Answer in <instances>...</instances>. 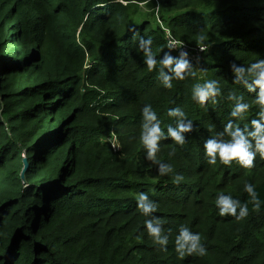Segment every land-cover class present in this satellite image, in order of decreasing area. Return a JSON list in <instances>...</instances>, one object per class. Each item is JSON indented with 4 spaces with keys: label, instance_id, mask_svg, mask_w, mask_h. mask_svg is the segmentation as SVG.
Wrapping results in <instances>:
<instances>
[{
    "label": "trees",
    "instance_id": "16d2710c",
    "mask_svg": "<svg viewBox=\"0 0 264 264\" xmlns=\"http://www.w3.org/2000/svg\"><path fill=\"white\" fill-rule=\"evenodd\" d=\"M144 3L0 0V264H264V207L257 213L249 205L239 220L215 208L218 192L245 200L246 181L264 200V159L257 155L251 169L210 165L203 149L229 119L243 128L255 118L256 94L233 83L229 65L264 58V0H151L168 34ZM169 34L184 42L170 54L185 48L195 73L170 89L137 47L139 36L151 37L162 58ZM208 79L222 94L200 105L191 91ZM230 92L250 105L244 120L229 116ZM145 104L165 131L175 125L169 108L193 121L183 146L160 142L157 158L172 165L170 174L145 159ZM140 191L172 230L166 249L143 228ZM181 225L200 233L205 256L177 255Z\"/></svg>",
    "mask_w": 264,
    "mask_h": 264
},
{
    "label": "clouds",
    "instance_id": "9594fccd",
    "mask_svg": "<svg viewBox=\"0 0 264 264\" xmlns=\"http://www.w3.org/2000/svg\"><path fill=\"white\" fill-rule=\"evenodd\" d=\"M150 2L151 0H145V3ZM99 6L103 7L104 5ZM135 33L133 31V34ZM203 40L204 38L201 37L200 44L197 46L201 51H206ZM152 43L151 37L139 36L137 47L143 54V62L148 71H156L157 78L164 88H172L174 79L184 80L188 75H195L192 72L193 65L187 59V51L181 50L177 56L170 54L173 49L182 48L183 41H177L169 34V43L158 49L160 52L164 48L169 51L159 59L153 54ZM229 68L233 74V83L243 85L248 92L256 94L255 101L258 110L255 112V118L250 119L248 125L243 128L234 126L233 120L229 119L222 131L204 141L203 149L207 163L210 165H215L219 161L220 164L230 167L235 161L241 168L251 169L255 166L254 161L257 155L264 159V58H259L246 66L233 62L230 63ZM221 94V88L215 79L197 83L191 91L192 99L200 105H204L210 97L214 98ZM226 99L233 102L229 116L244 120L250 109V105L244 102V97L230 92ZM140 115L139 141L145 151V159L156 165L159 175L172 173L174 171L172 165L157 158L160 142L170 139L176 145L183 146L186 143L185 134L194 130L193 121L187 118L186 113L180 107L169 108L167 115L175 119V125L169 124L165 131L161 128V121L151 104L143 105ZM110 144L113 149L120 148L119 140L115 135L112 136ZM173 154L174 152L170 153V155ZM173 179L174 182L179 183L183 177L176 174ZM243 192L247 196L245 200L218 192L215 197V208L218 215L221 217L232 216L238 220L243 219L249 215V205H251L252 211L259 213L264 207V200L260 198L254 185L246 181L243 184ZM135 203L140 214L146 218L143 221V228L147 236L155 244L166 249L172 230H166L164 222L154 215L157 211L156 202L150 198L148 193L140 191L135 196ZM174 250L180 258L193 254L203 257L207 254V248L202 243L200 233L193 232L189 227L183 225L176 230Z\"/></svg>",
    "mask_w": 264,
    "mask_h": 264
},
{
    "label": "rangeland",
    "instance_id": "374dc122",
    "mask_svg": "<svg viewBox=\"0 0 264 264\" xmlns=\"http://www.w3.org/2000/svg\"><path fill=\"white\" fill-rule=\"evenodd\" d=\"M143 5V6H142ZM141 8L142 10H144L145 12H153L155 14V18H154V21L153 19L151 18V20L160 27V29L164 32V33H167V26L166 24L164 23L163 20L160 19V17H158V7L157 5L155 4V7L152 8L151 5H149V3H144V4H141ZM168 34V33H167ZM191 57V55H190Z\"/></svg>",
    "mask_w": 264,
    "mask_h": 264
},
{
    "label": "water",
    "instance_id": "95a60500",
    "mask_svg": "<svg viewBox=\"0 0 264 264\" xmlns=\"http://www.w3.org/2000/svg\"><path fill=\"white\" fill-rule=\"evenodd\" d=\"M23 165H24V166H23V169H22L21 174H20L21 178L24 177V172H25V170H26V168H27V166H28V163H27L26 158L23 159Z\"/></svg>",
    "mask_w": 264,
    "mask_h": 264
},
{
    "label": "built area",
    "instance_id": "2783aa9c",
    "mask_svg": "<svg viewBox=\"0 0 264 264\" xmlns=\"http://www.w3.org/2000/svg\"><path fill=\"white\" fill-rule=\"evenodd\" d=\"M181 51V50H180ZM183 51H186L185 48L183 49Z\"/></svg>",
    "mask_w": 264,
    "mask_h": 264
}]
</instances>
